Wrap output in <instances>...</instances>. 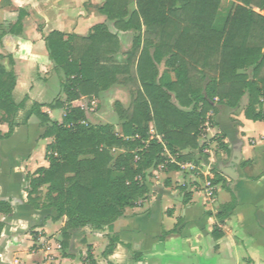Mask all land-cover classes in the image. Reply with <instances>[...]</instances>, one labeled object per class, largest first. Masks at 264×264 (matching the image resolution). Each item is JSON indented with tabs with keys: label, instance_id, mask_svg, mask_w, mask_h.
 I'll return each mask as SVG.
<instances>
[{
	"label": "crops",
	"instance_id": "crops-1",
	"mask_svg": "<svg viewBox=\"0 0 264 264\" xmlns=\"http://www.w3.org/2000/svg\"><path fill=\"white\" fill-rule=\"evenodd\" d=\"M103 3L0 0V65L15 76L13 103H23L12 116L0 112L1 135L7 133L10 121L15 123L11 136L0 139V200L12 207L11 214H0L5 224L0 234V264H81L87 252L96 264H264V123L245 118L248 94L235 108L214 99L215 112L209 114L211 130L204 138L199 135L196 149L181 152L191 155L192 160L179 162L164 150L166 161L145 172L148 193L133 207L125 208L111 232L82 228L70 232L63 247L62 221L54 222L49 211L27 204V178L48 167L46 148L53 142L44 137L46 129L39 120L27 116L30 107L41 105V111L57 123L66 114V107L56 105L57 101L65 102L66 95L61 88L63 75L48 57L46 37L57 31L85 38L95 26L105 25L117 38L116 59L124 65L138 35L134 30L116 28L99 12ZM149 53L152 55L153 49ZM166 60L164 57L155 64L157 71L160 68L158 74L166 72L174 81ZM131 72L135 73L133 66ZM99 97L107 103V115L97 111ZM135 97L136 92L132 100ZM171 102L188 110L179 106L174 94ZM261 102L264 106V98ZM130 103V93L123 86L110 85L96 97L81 98L85 112L81 123L111 125L120 133V110L126 112ZM253 129L259 132L251 135ZM149 136L159 140L152 123ZM205 148L207 154L203 153ZM125 151L114 147L110 154L115 158ZM171 165L177 170L169 169ZM217 179L221 182L213 184ZM206 181L215 190L210 200L203 190ZM40 191L45 192L46 187ZM232 195L235 207L221 218V208L231 202ZM39 196L42 202L43 196ZM111 237L118 242L104 256Z\"/></svg>",
	"mask_w": 264,
	"mask_h": 264
},
{
	"label": "trees",
	"instance_id": "trees-1",
	"mask_svg": "<svg viewBox=\"0 0 264 264\" xmlns=\"http://www.w3.org/2000/svg\"><path fill=\"white\" fill-rule=\"evenodd\" d=\"M231 1L230 11L223 15L221 0H104L99 12L119 30L138 34L124 65L116 59L117 38L105 25L95 26L85 38L57 31L46 37L48 57L63 75L61 88L66 95L65 102L56 105L66 107V114L57 123L41 111V105L30 107L27 116H35L46 129L44 137L53 142L46 148L48 167L27 178L26 192L30 207L49 211L54 222L62 221L63 247L70 232L82 228L111 232L125 208L148 193L145 172L166 161L164 150L179 162L191 161V155L181 152L198 147L204 118L215 112L214 99L235 108L248 94L245 118L264 123V0ZM164 57L174 81L166 72L158 74L155 64ZM132 66L135 79L128 75ZM120 75L124 83L134 80L136 85L130 114L120 110L121 132L111 125L82 124L81 98L96 97ZM14 87V74L0 65V112L8 116L23 106L12 101ZM171 94L188 110L174 106ZM150 123L160 141L150 139ZM14 126L10 121L0 139L9 138ZM114 147L126 151L113 158L110 149ZM42 187L46 191L41 202ZM234 207L232 195L220 217ZM11 213L10 203L0 200V214ZM4 227L0 221V234ZM117 242L111 237L103 255H109ZM81 264L96 262L87 252Z\"/></svg>",
	"mask_w": 264,
	"mask_h": 264
},
{
	"label": "rangeland",
	"instance_id": "rangeland-1",
	"mask_svg": "<svg viewBox=\"0 0 264 264\" xmlns=\"http://www.w3.org/2000/svg\"><path fill=\"white\" fill-rule=\"evenodd\" d=\"M231 6H232V1L231 0H221V4H220V7H219V10H221L220 14H223V15L227 14L230 11ZM159 70H160V68H159ZM162 71H163V69H162ZM128 75L131 77V79H135V74L133 72H131ZM124 78H125L124 76L120 75L118 77V81L115 83V85L119 84V85L123 86L125 88V90L130 93L131 103H130L129 108L126 110V112L128 111L127 113L130 114V110L129 109H130L131 104L133 102V100H132L133 99V95L136 92V85L134 84V80H131L130 82L124 83L123 82V81H125ZM87 97H89V96H87ZM101 99L102 98H100V97L97 98V105H98L97 111H99L100 113H103L104 115H107V112L109 111L107 109L108 108L107 103H106L104 98L102 100ZM86 101L88 102V100L85 99V102ZM263 109H264V106H263ZM258 132H259V130L253 129L251 135H256ZM40 194L43 196L44 195V191H40Z\"/></svg>",
	"mask_w": 264,
	"mask_h": 264
},
{
	"label": "built area",
	"instance_id": "built-area-1",
	"mask_svg": "<svg viewBox=\"0 0 264 264\" xmlns=\"http://www.w3.org/2000/svg\"><path fill=\"white\" fill-rule=\"evenodd\" d=\"M210 113L211 112L207 113V115L204 118V121H203V123H202V125L200 127V136L203 137V138L211 130L210 129V118H209V116H210L209 114ZM203 153L207 154L208 150L206 148L203 149ZM191 169L193 170L192 167H191ZM136 180L139 181V182L141 181V179L139 177H137ZM203 190H204V194H205V197H206L207 200H210V199L213 198L215 190H214L212 184L209 181L205 182V186H204Z\"/></svg>",
	"mask_w": 264,
	"mask_h": 264
},
{
	"label": "water",
	"instance_id": "water-1",
	"mask_svg": "<svg viewBox=\"0 0 264 264\" xmlns=\"http://www.w3.org/2000/svg\"><path fill=\"white\" fill-rule=\"evenodd\" d=\"M231 169H233V168L231 167ZM223 173H224L225 175L231 177V175H230L229 173H227V172H223Z\"/></svg>",
	"mask_w": 264,
	"mask_h": 264
}]
</instances>
